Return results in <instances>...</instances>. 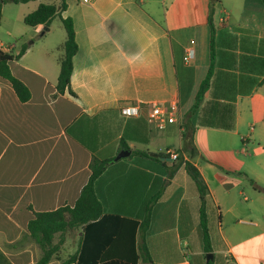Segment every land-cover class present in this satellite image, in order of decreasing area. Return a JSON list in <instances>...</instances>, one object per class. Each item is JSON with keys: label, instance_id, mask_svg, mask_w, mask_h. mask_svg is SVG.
<instances>
[{"label": "crops", "instance_id": "0c3cea01", "mask_svg": "<svg viewBox=\"0 0 264 264\" xmlns=\"http://www.w3.org/2000/svg\"><path fill=\"white\" fill-rule=\"evenodd\" d=\"M38 4L2 7L0 50L20 55L8 65L30 92L21 102L0 77L2 254L11 264L38 261L41 249L30 238L28 222L35 212L73 205L96 156L113 158L94 185L104 215L141 223L150 208L147 227L134 235V250L143 242L149 264H264L262 1L217 0L214 5L217 35H237L236 50L228 40L219 47L215 77L235 81L230 92L237 95L235 121L231 130L198 127L193 155L183 148L182 132L185 123H196V114L187 118V113L209 67L210 0H66L61 16L72 21L77 51L69 88L62 93L56 85L65 30L53 33L52 22L59 18L46 32L42 25H26L24 16ZM188 46L194 56L185 62ZM154 105L166 107L175 121L155 127L148 121ZM125 107L139 112L125 116ZM124 144L130 154L114 160L127 149ZM166 148L176 150L179 160L150 155L169 157L163 154ZM185 162L203 177V202ZM201 211L208 225L206 242ZM115 221L107 217L56 234L54 241L62 243L47 264L78 257L86 241L93 248L102 242L100 255L115 254L120 239ZM126 248L131 253V245ZM207 253L212 254L208 261Z\"/></svg>", "mask_w": 264, "mask_h": 264}, {"label": "trees", "instance_id": "16d2710c", "mask_svg": "<svg viewBox=\"0 0 264 264\" xmlns=\"http://www.w3.org/2000/svg\"><path fill=\"white\" fill-rule=\"evenodd\" d=\"M30 1H39L37 8L26 14L23 21L28 26L42 25L43 32L49 29L53 19L59 18L65 30V40L63 42V55L60 60V69L57 78L56 89L62 93L66 87L69 88L70 77L72 73V58L77 51L75 34L70 18H62L61 14L66 8V0H0V23L2 18V7L6 3H27ZM217 0H210L208 26L210 31L209 38V67L200 81L196 91L192 107L187 113V118L196 114V123H185L182 132L183 148L189 151L190 155L195 154L196 150L193 144V135L198 127H210L216 129L231 130L235 121V101L236 94L230 93L235 90V81L229 76L224 80H216V66L219 63L221 50L219 47L223 41L231 42V48L236 50L237 35H217L214 25L213 14L214 5ZM264 4V0H261ZM243 38L240 39V47L243 46ZM239 43V44H240ZM25 48L22 49L23 53ZM20 55L12 56L0 50V77L8 80L17 97L21 102H25L30 97L27 87L17 78H15L9 68L8 63L19 58ZM244 56H241L243 60ZM230 59L236 62V52L230 53ZM243 63V62H242ZM227 75V74H226ZM243 83V80H241ZM209 94V95H208ZM124 147L128 148L127 144ZM149 156V152L143 150H133L132 154ZM179 154V153H178ZM152 158V157H151ZM180 158V156H179ZM158 160L157 158H154ZM113 158H98L92 156L89 162L90 175L87 182L81 188L80 193L73 205H63L54 210L46 212H35L33 218L28 222L27 229L30 238L41 249V255L35 264H47L52 257L59 251L61 240L55 242L54 237L58 233H64L67 230L76 228L80 225L93 223L99 220H105L107 217L114 218L115 227L120 239L117 240L115 254L105 253L100 255L102 242H99L96 248L91 247L89 242H84L79 256H69L61 260L60 264H149L151 257L146 245L142 242L137 252L134 250V235L140 227H147L149 223L150 208H147V215L144 222L139 223L136 220L120 218L114 215H104L102 204L95 191V181L104 171L105 167ZM185 170L192 181L195 183L200 199L203 202L205 196V183L199 170L190 162H185ZM256 185L253 180H250ZM200 228L203 233V239L206 242L208 238V225L206 215L200 213ZM118 222V223H117ZM124 222V223H122ZM131 245L132 251L126 248ZM125 246V247H123ZM133 246V247H132ZM206 251L208 248L206 247ZM113 252V250H112ZM0 264H11L10 261L0 251Z\"/></svg>", "mask_w": 264, "mask_h": 264}, {"label": "built area", "instance_id": "2783aa9c", "mask_svg": "<svg viewBox=\"0 0 264 264\" xmlns=\"http://www.w3.org/2000/svg\"><path fill=\"white\" fill-rule=\"evenodd\" d=\"M88 2L90 0H83ZM194 56V49L192 46H188L185 51L184 61L189 62ZM171 108L174 109V106ZM139 109L137 107H125L122 109V114L125 116L137 115ZM173 114L169 113L168 109L164 106L154 105L148 112V121L153 123L158 129H163L166 123L175 121ZM163 154L168 155L172 161L179 160V154L176 150L171 148H166L163 150ZM181 264H188L187 260H184Z\"/></svg>", "mask_w": 264, "mask_h": 264}, {"label": "water", "instance_id": "95a60500", "mask_svg": "<svg viewBox=\"0 0 264 264\" xmlns=\"http://www.w3.org/2000/svg\"><path fill=\"white\" fill-rule=\"evenodd\" d=\"M130 154V150L129 149H122L114 158V160H118V159H121V158H124L126 156H128ZM151 156L153 157H158L160 160L162 161H169L170 158L169 157H166V156H162V155H159L157 153H151L150 154ZM212 257V254L210 253H207L206 254V261H208L209 258Z\"/></svg>", "mask_w": 264, "mask_h": 264}, {"label": "rangeland", "instance_id": "374dc122", "mask_svg": "<svg viewBox=\"0 0 264 264\" xmlns=\"http://www.w3.org/2000/svg\"><path fill=\"white\" fill-rule=\"evenodd\" d=\"M52 23H53V26H54L53 27V33H56L58 29L63 30V24H61L59 19H55ZM190 260L193 261L192 263H195L193 257H190Z\"/></svg>", "mask_w": 264, "mask_h": 264}]
</instances>
